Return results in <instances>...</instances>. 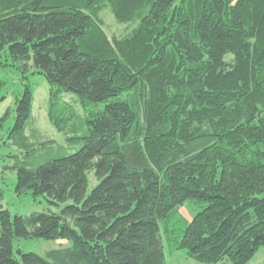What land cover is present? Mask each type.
I'll list each match as a JSON object with an SVG mask.
<instances>
[{"label": "trees", "instance_id": "trees-1", "mask_svg": "<svg viewBox=\"0 0 264 264\" xmlns=\"http://www.w3.org/2000/svg\"><path fill=\"white\" fill-rule=\"evenodd\" d=\"M106 9L130 33L110 38ZM3 55L45 76L49 119L78 148L42 161L24 83L0 141L23 158L17 193L59 209H1L0 264H248L264 247V0H0ZM21 238L69 242L18 258Z\"/></svg>", "mask_w": 264, "mask_h": 264}, {"label": "rangeland", "instance_id": "rangeland-1", "mask_svg": "<svg viewBox=\"0 0 264 264\" xmlns=\"http://www.w3.org/2000/svg\"><path fill=\"white\" fill-rule=\"evenodd\" d=\"M104 21V29L110 38L114 36L120 37L127 33H130L134 24L131 23H119L114 14L109 9H106L102 13ZM5 60V56L0 57V62ZM27 77H24V76ZM0 76L6 81L5 86L0 92V97L6 96V98L0 102V117H2L7 111L9 117L5 123V127L2 132V139L8 141V131L13 127L16 118V97L22 94L24 89V83L30 82L33 88V122L26 128V134L33 142L40 143L45 141L51 142V147L42 150L43 160L48 157V150L54 149L56 155L61 153L73 152L78 148V144H70L67 140V135L64 131H59L51 123L48 114L49 98H50V85L43 74L22 72L15 66H2L0 64ZM63 98L65 100L75 103L77 95L73 92H64ZM77 109L83 113L82 108L76 105ZM61 151V153H60ZM15 155H19L21 159L22 155L17 145L6 144L0 141V210L8 209L13 215L16 214H30L34 211H43L47 208L58 210L57 206L50 204L43 196L34 195L29 192L28 194H18L16 191L17 183V168L14 167L17 158ZM89 186L88 192L97 184L98 180L94 176V171L89 173ZM180 211L187 217L192 218L198 211L191 202H186L180 206ZM69 241L63 239H18L15 242V255L21 258L18 249L23 252H34L44 255L47 251L56 249L65 245H68ZM167 264H198L193 259H187L185 251L170 252L166 250ZM217 264H231L229 258H225ZM248 264H264V247H262L253 259Z\"/></svg>", "mask_w": 264, "mask_h": 264}, {"label": "crops", "instance_id": "crops-1", "mask_svg": "<svg viewBox=\"0 0 264 264\" xmlns=\"http://www.w3.org/2000/svg\"><path fill=\"white\" fill-rule=\"evenodd\" d=\"M187 258V257H186ZM187 259H189V258H187ZM198 264H205V263H200V262H197Z\"/></svg>", "mask_w": 264, "mask_h": 264}]
</instances>
